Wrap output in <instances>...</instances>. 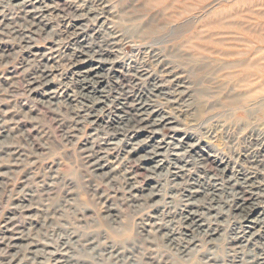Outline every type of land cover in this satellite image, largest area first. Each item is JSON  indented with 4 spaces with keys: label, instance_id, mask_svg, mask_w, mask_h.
<instances>
[{
    "label": "rangeland",
    "instance_id": "1",
    "mask_svg": "<svg viewBox=\"0 0 264 264\" xmlns=\"http://www.w3.org/2000/svg\"><path fill=\"white\" fill-rule=\"evenodd\" d=\"M11 3L14 12H0V264H57L65 259L53 254L69 242L78 264H256L264 256V163L253 162L264 143V0ZM108 41L116 48L103 59L105 92L86 99L76 57L88 70ZM97 99L109 101L95 106L96 120L86 100ZM143 105L153 124L144 129L128 122ZM241 171L256 223L230 206L242 190L225 183H243ZM195 184L227 187L212 207L203 193L192 199L203 209L198 228L183 217Z\"/></svg>",
    "mask_w": 264,
    "mask_h": 264
},
{
    "label": "bare ground",
    "instance_id": "2",
    "mask_svg": "<svg viewBox=\"0 0 264 264\" xmlns=\"http://www.w3.org/2000/svg\"><path fill=\"white\" fill-rule=\"evenodd\" d=\"M123 12V11H122ZM136 20V19H135ZM128 21V20H127ZM130 22V21H129ZM152 27V26H151ZM155 27V26H154ZM70 28V27H69ZM147 30V29H146ZM154 29H152V31H153ZM146 33H148V32H146ZM98 34V33H97ZM138 35V34H137ZM144 35V34H143ZM87 39V38H86ZM86 41H91V39H87ZM88 43V42H87ZM88 45V44H87ZM80 46H81V50H83V48H82V44H80ZM107 49L106 50H100V54H99V56H100V61H99V63L100 64H98V65H96V66H93V67H90V69H88V70H84L83 69V67H85V63L86 62H84L83 63V61H85V60H80L81 58H82V56L80 55V56H78V57H76L77 58V60H76V62H75V64H74V68H73V74H74V77H75V81H76V85H78V90L80 91V92H78V95H82V96H84V97H86V99H92V100H95L96 98L95 97H92L91 96V94H96V93H101V91L102 92H105L103 89H99L100 87L102 88V86H103V83L104 82H108V76L107 75H104V74H100V72L101 71H103V72H105L104 70H105V65H106V63H107V61L106 60H103L104 59V57L105 56H109V55H111V54H113L114 53V49L116 48V46H115V43H112V42H110V41H108V44H107ZM80 51V50H79ZM79 51H77V52H79ZM85 51L83 50V52H82V54L84 55V56H86L87 54L86 53H84ZM87 52V51H86ZM36 53V52H35ZM67 59V58H66ZM95 62V61H94ZM90 64V63H89ZM88 66V65H87ZM87 69V68H86ZM31 79V78H30ZM155 88H156V86H155ZM156 89H163L161 86H159V87H157ZM35 91H38V89H36ZM156 91V90H155ZM203 92V91H202ZM205 93H208L207 91H204ZM204 92H203V94H204ZM140 93V92H139ZM144 93V92H143ZM142 93V94H143ZM160 93H161V91H160ZM77 95V96H78ZM104 95V94H103ZM110 95V94H109ZM147 95V94H146ZM160 95V94H159ZM202 95V94H201ZM208 95V94H207ZM206 95V96H207ZM96 96V95H95ZM107 97H108V95H107ZM110 97V96H109ZM137 97V96H136ZM142 97V96H141ZM149 97V96H148ZM71 98V97H70ZM106 98V97H105ZM147 98V97H146ZM150 98V97H149ZM204 98H206V97H204ZM249 98V97H248ZM73 99V98H72ZM71 99V100H72ZM145 99V98H144ZM75 100V99H74ZM98 101H90V100H86L87 102H89V104L90 105H92V107H91V111H93V112H95L94 113V118H96V120H97V114H96V105H104L106 102H108V101H104L103 99H97ZM126 102V101H125ZM132 102V101H131ZM140 102V99H139V101H138V103ZM140 103H142V102H140ZM127 104V103H126ZM148 104V103H147ZM128 105V104H127ZM149 105H151L150 103H149ZM147 106L148 105H143V106H141V107H139V109L137 110L138 112H137V114H132V115H130V117H128V122H129V124L131 123V125H133V124H138V125H141V127H143V129H144V127H152V125L153 124H151L150 123V120L149 119H147V118H145L144 117V114H141L142 112L144 113V111H146L147 109ZM241 106V105H240ZM126 108V107H125ZM101 109H103V108H101ZM124 111H126V110H124ZM154 111V110H153ZM149 113V112H148ZM151 113H153V112H151ZM146 115V114H145ZM154 115V114H153ZM118 117V116H117ZM163 118V117H162ZM102 119V118H101ZM127 119V118H126ZM125 120V119H124ZM116 121V120H115ZM167 120H165V119H163L161 122H166ZM102 122V121H101ZM110 123V122H109ZM108 123V124H109ZM119 123V122H118ZM155 123V122H154ZM166 123H168V122H166ZM98 124V123H97ZM157 124V123H156ZM165 124V123H164ZM111 125V124H110ZM100 127H102V126H100ZM109 127V126H108ZM132 127V126H131ZM115 128V127H114ZM120 128V127H119ZM119 128H118V130H119ZM128 128V127H127ZM130 128V127H129ZM116 129V128H115ZM123 129V128H122ZM125 129V128H124ZM136 129V128H135ZM140 129V128H139ZM112 130V129H111ZM114 130V129H113ZM112 130V131H113ZM126 130V129H125ZM129 130V129H128ZM153 130V129H152ZM123 132H125L124 130H122ZM130 131H131V129H130ZM134 131V130H133ZM139 131V130H138ZM135 132V131H134ZM137 132V131H136ZM115 133H117V132H115ZM127 134V133H126ZM135 134V133H134ZM6 136V135H5ZM7 137V136H6ZM260 138V137H259ZM150 139V138H149ZM145 141V140H144ZM143 141V142H144ZM263 141V140H262ZM138 143V142H137ZM140 143V142H139ZM145 143V142H144ZM141 145V144H140ZM159 145V144H158ZM1 146H2V144H1ZM137 146V145H136ZM191 147V150H192V148H194L195 147V145H190ZM159 147H161V146H159ZM261 147H262V151L259 153V155H257V156H255V157H253V159H254V161L253 162H256V163H258V162H261V163H264V143H262L261 144ZM7 148H9V147H7ZM176 148V147H175ZM132 150V149H131ZM134 150V153H137L140 149H133ZM132 150V151H133ZM157 150V149H156ZM160 150V149H159ZM101 151V150H100ZM99 151V152H100ZM99 152H98V154H99ZM102 152V151H101ZM153 152V151H152ZM202 152V151H201ZM1 153H3L1 150H0V154ZM8 153V152H7ZM11 153V152H10ZM90 153H91V150H90ZM155 153V152H154ZM160 153V152H159ZM158 153V154H159ZM189 153V152H188ZM186 154V155H189V154ZM252 153V152H251ZM19 154V153H18ZM174 154V153H173ZM192 154V153H191ZM196 154V153H195ZM9 155V154H8ZM13 155V154H12ZM157 155V154H156ZM155 155V156H156ZM176 155V154H175ZM177 155H178V153H177ZM5 156H6V154H5ZM158 156V155H157ZM180 156V155H179ZM210 156V155H209ZM89 157V156H88ZM144 157V156H143ZM186 157V156H185ZM11 158H12V156H11ZM147 158V157H146ZM205 158V161L203 162V164H209V163H211L212 161H209V157H204ZM1 159V158H0ZM14 159V158H13ZM104 159V158H103ZM184 159V158H183ZM252 159V160H253ZM92 160H94V159H92ZM175 160H177V161H182V160H180V159H178V158H176ZM175 160L173 159V161L175 162ZM204 160V159H203ZM95 161V160H94ZM101 161H102V158H100L99 160H97L95 163H92L91 165H92V167H97V170L98 169H103L105 166L104 165H101ZM160 162V161H159ZM161 162H163V161H161ZM219 162V161H218ZM16 163V162H15ZM20 163V162H19ZM18 163V164H19ZM170 163H172V162H170ZM170 163L168 162V166L170 165ZM2 164V163H1ZM1 164H0V166H1ZM180 163H177V162H175L174 163V165H179ZM221 164H223V163H220V165ZM12 165V164H11ZM89 165V164H88ZM162 165V164H161ZM161 165H158L159 167L161 166ZM257 165V164H256ZM263 165V164H262ZM17 166V165H16ZM158 166H157V168H158ZM260 166V165H259ZM264 166V165H263ZM175 167H179V166H175ZM162 168V167H161ZM96 169V168H95ZM183 169H185V168H183ZM155 170H156V166H155ZM180 172V171H179ZM220 172V171H219ZM171 173V172H170ZM187 174V173H186ZM249 174V173H248ZM240 175H242L243 176V178H242V180H243V183H241L240 182V180L238 179V178H234V179H232V180H234V182H235V184H233L232 183V180H229V182H226L225 184H227L228 186H231L232 188H239V189H241L242 191H240L239 193H237L236 195L234 194L233 196H232V199L230 200L231 201V204H230V206L233 208V209H235V210H237L238 212L240 211V213L241 212H245V215H246V217H247V222H249L250 220H249V218H250V215L255 211V209L256 208H249V206L248 207H246V204H247V202H248V200L250 199V197L249 196H247V190H246V188L247 187H245L244 185L245 184H247V175L244 173V171H241V174ZM251 175V174H250ZM223 177L225 176V174H224V172H223V175H222ZM173 177H175V178H178L179 177V175L177 174V173H174L173 172ZM221 177V176H220ZM189 179V178H188ZM190 179H192V177H190ZM231 179V178H230ZM251 178H249V180H250ZM215 181H217L216 180V178H215ZM208 182V181H207ZM254 183V182H253ZM217 184H218V182H217ZM221 184V183H220ZM251 184H252V182H251ZM196 185V184H195ZM198 186H199V188H198ZM225 186V185H224ZM246 186H248V185H246ZM251 186V185H250ZM198 188V189H197ZM261 188V187H260ZM203 190V192H201V190ZM224 189H227V187H224V188H218V186L216 185V184H213V185H210V184H205V185H200V184H197L196 186H193V187H191V190L189 191V194L187 195V197H188V200H187V206H188V208H187V210H189L187 213H183V217L186 219V221H187V223H189L190 224V226H192L193 228H194V226H199V227H201L202 225V223L200 224V225H198V223H197V217H199L200 218V214H199V212H200V210H203V209H201V205H198L196 202H193V200L192 199H194V197H195V195H199L200 193H203L204 194V198H206V200L207 201H209V206L210 207H212V204L214 205L216 202H219V199H220V195H218V194H216V192H219V191H224ZM245 190V191H244ZM225 192V191H224ZM249 193V192H248ZM208 206V207H209ZM194 207H196V208H198V209H196V210H194L193 208ZM230 207V208H231ZM203 208L205 209L206 208V205H203ZM231 208V209H232ZM210 209H217L215 206L213 207V208H210ZM233 211V210H232ZM201 213V212H200ZM236 214V213H235ZM238 215V214H237ZM254 215V214H253ZM244 216V215H243ZM241 217V216H240ZM243 218H245V217H243ZM201 219V218H200ZM242 220V219H241ZM244 220V219H243ZM215 221V220H214ZM215 222H217V221H215ZM251 223H256L255 221H250ZM244 223V222H243ZM260 223V222H259ZM242 224V223H241ZM204 225V224H203ZM213 225L214 224H209V226H208V228H210L211 230H214V229H212V227H213ZM216 225V224H215ZM257 225V224H256ZM218 226H220V225H218ZM253 226H254V224L253 225H250V226H248V228L249 229H253ZM192 228V229H193ZM198 228V227H197ZM204 228V227H203ZM261 228H263V227H261ZM200 229V228H199ZM243 230V229H242ZM185 231V230H184ZM215 231H217V230H215ZM244 231V230H243ZM262 231H264V230H262ZM203 231L201 230V233H202ZM207 232H208V229H207ZM218 232V231H217ZM246 233V232H245ZM248 233V232H247ZM206 234V233H205ZM187 235V234H186ZM208 235H209V233H208ZM262 237V236H261ZM264 237V236H263ZM238 238V237H237ZM251 238H253V237H251ZM15 241V240H14ZM78 241V240H77ZM67 243H68V241H66ZM89 242V241H88ZM92 242V241H91ZM247 242H248V240H247ZM250 242V241H249ZM248 242V243H249ZM253 243H254V241H253ZM7 244V243H6ZM11 244V241H10V243H9V245H7V247L8 248H17V246L14 244V245H10ZM65 245H66V243H64ZM81 244V243H80ZM85 244V243H84ZM92 244V243H91ZM90 244V245H91ZM252 244V243H251ZM96 245V244H95ZM94 245V246H95ZM264 245V244H263ZM29 247H30V245H29ZM67 248L69 249L66 253H63L62 254V252H60L58 249V251L56 252V253H54L53 254V256H56V255H61V258H64L65 260L64 261H62L61 262V259L60 260H57L56 261V263L57 264H64V263H66V264H78L79 263V259H78V255L76 256L74 253H73V251H70V250H72V248L73 247H71V244H70V242L68 243V245H67ZM94 248V247H93ZM92 248V249H93ZM63 249V248H62ZM74 249V248H73ZM95 249H96V247H95ZM38 250V249H37ZM27 251V253H31L32 255H33V260H34V257H35V259H38L40 256V254L38 253V251ZM93 251V250H92ZM264 251V250H263ZM18 253V252H17ZM264 254V253H263ZM261 256V255H260ZM14 257H18L17 256V254L14 256ZM23 257H26L27 258V260H29V262H30V260L31 259H29V257L28 256H23ZM18 258H20V257H18ZM52 258V257H51ZM256 258V261H255V263L256 264H258L260 261H264V256L263 257H255ZM15 260V259H14ZM13 260V261H14ZM260 260V261H259ZM53 262V261H52ZM3 263V262H2ZM1 263V264H2ZM26 262H21V261H19V264H25ZM11 264V263H10ZM48 264V263H47ZM50 264H51V261H50Z\"/></svg>",
    "mask_w": 264,
    "mask_h": 264
},
{
    "label": "clouds",
    "instance_id": "3",
    "mask_svg": "<svg viewBox=\"0 0 264 264\" xmlns=\"http://www.w3.org/2000/svg\"><path fill=\"white\" fill-rule=\"evenodd\" d=\"M16 6L11 3V0H0V12L12 10L15 11ZM128 239H133L131 235H129Z\"/></svg>",
    "mask_w": 264,
    "mask_h": 264
}]
</instances>
